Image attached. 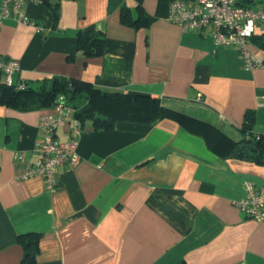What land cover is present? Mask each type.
I'll return each mask as SVG.
<instances>
[{
	"label": "crops",
	"instance_id": "1",
	"mask_svg": "<svg viewBox=\"0 0 264 264\" xmlns=\"http://www.w3.org/2000/svg\"><path fill=\"white\" fill-rule=\"evenodd\" d=\"M240 3L264 8V0ZM122 9L147 25H123ZM168 17L159 0H35L18 18L40 30L3 20L0 56L19 64L15 86L78 80L159 98L234 142L251 118V136L264 139V25L248 44L261 65L246 70L235 48L213 44L209 29L184 32ZM79 31L104 35L101 56H83ZM5 79L0 69V84ZM51 112L0 105V264H22L18 238L29 234L40 236L28 251L37 264H264V222L235 206L246 183L264 187V162L222 157L170 119L120 121L109 132L86 121L75 138L79 162L61 168L49 191L41 176H24L45 134L39 120ZM71 137L56 131L59 141Z\"/></svg>",
	"mask_w": 264,
	"mask_h": 264
},
{
	"label": "trees",
	"instance_id": "2",
	"mask_svg": "<svg viewBox=\"0 0 264 264\" xmlns=\"http://www.w3.org/2000/svg\"><path fill=\"white\" fill-rule=\"evenodd\" d=\"M159 1L170 4L176 0ZM238 5L242 6L240 2ZM120 20L123 25L134 28L139 24L147 25L142 15L133 21L125 9L121 10ZM76 39L78 50L84 57H98L103 54L105 38L102 33L79 31ZM23 86V89H19V85L1 83L0 105L25 112L53 108L59 102V98H62L66 105L76 109L75 117L81 124L89 121L93 129L100 132L112 131L120 121L151 125L170 119L183 125L188 131L201 135L211 151L216 153L217 150L222 149V152H218L219 155H223L222 157L249 158L250 155H254L257 162H264V139L251 136V118L242 127L245 136L242 140L234 142L211 124L165 106L156 97L131 96L120 91H102L89 83L60 77L39 85L23 84ZM39 239L40 236L34 234L19 236L18 242L25 252L22 264H37L35 255H30L28 251L31 248L36 250Z\"/></svg>",
	"mask_w": 264,
	"mask_h": 264
},
{
	"label": "built area",
	"instance_id": "3",
	"mask_svg": "<svg viewBox=\"0 0 264 264\" xmlns=\"http://www.w3.org/2000/svg\"><path fill=\"white\" fill-rule=\"evenodd\" d=\"M35 0H1L0 28L2 21L13 17L18 22L30 24L37 31L40 26L28 20L18 18L23 4ZM240 0H176L169 6V21L184 32H200L209 29L215 46L235 48L241 56L246 70L258 68L261 60L248 47L256 24L264 25V8L253 11L238 5ZM0 69L5 73V83L12 85V75L19 69V64L7 61L0 56ZM19 89L24 86L20 85ZM53 106L52 112L41 117L38 128L44 131V137L34 147L36 160L31 164L24 178L41 176L49 191L55 189V176L64 167H72L79 160L78 143L75 138L82 133L81 122L76 119V109L64 103L62 98ZM58 128H66L72 136L66 141L56 138ZM235 206L248 218L264 222V187L256 188L252 183L244 186V197Z\"/></svg>",
	"mask_w": 264,
	"mask_h": 264
}]
</instances>
